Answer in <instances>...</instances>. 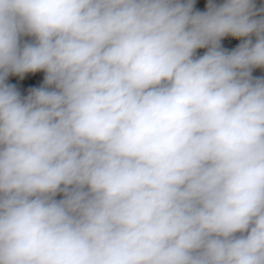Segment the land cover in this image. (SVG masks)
<instances>
[{
    "label": "clouds",
    "instance_id": "clouds-1",
    "mask_svg": "<svg viewBox=\"0 0 264 264\" xmlns=\"http://www.w3.org/2000/svg\"><path fill=\"white\" fill-rule=\"evenodd\" d=\"M255 69L256 0H0V264H264Z\"/></svg>",
    "mask_w": 264,
    "mask_h": 264
},
{
    "label": "rangeland",
    "instance_id": "rangeland-1",
    "mask_svg": "<svg viewBox=\"0 0 264 264\" xmlns=\"http://www.w3.org/2000/svg\"><path fill=\"white\" fill-rule=\"evenodd\" d=\"M208 0H195V10L204 11L206 8ZM215 2L220 3L222 0H215ZM257 6L259 7L261 4H264V0H256ZM23 39L27 40L30 39L28 37H24ZM240 40L238 38L226 37L222 40V46L231 50L234 48ZM206 51L205 49L197 50L198 55H202L203 52ZM254 76H264V69H255L253 71ZM43 80V73L38 72L35 74L28 73L25 74L24 78L21 79L18 76H9L8 83L15 84L17 89L21 92L22 95H27V90L29 87L36 86L38 87Z\"/></svg>",
    "mask_w": 264,
    "mask_h": 264
}]
</instances>
